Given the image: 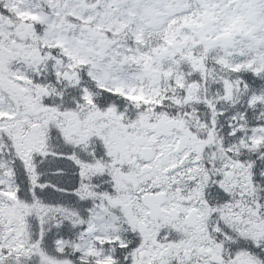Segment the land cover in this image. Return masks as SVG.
<instances>
[{
  "label": "snow or ice",
  "instance_id": "6c2138e0",
  "mask_svg": "<svg viewBox=\"0 0 264 264\" xmlns=\"http://www.w3.org/2000/svg\"><path fill=\"white\" fill-rule=\"evenodd\" d=\"M0 264H264V0H0Z\"/></svg>",
  "mask_w": 264,
  "mask_h": 264
}]
</instances>
